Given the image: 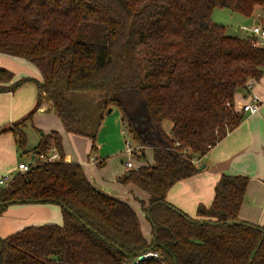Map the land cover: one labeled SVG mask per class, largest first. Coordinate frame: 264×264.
I'll return each instance as SVG.
<instances>
[{
	"label": "trees",
	"instance_id": "16d2710c",
	"mask_svg": "<svg viewBox=\"0 0 264 264\" xmlns=\"http://www.w3.org/2000/svg\"><path fill=\"white\" fill-rule=\"evenodd\" d=\"M256 6L264 10V0H0V54L27 60L41 75L16 78L0 67V92L32 83L65 131L92 141L116 103L139 156L152 149L149 165L118 178L148 194L147 205L139 200L151 223L147 240L128 202L99 190L79 162L66 160L61 133L43 132L27 147L33 110L1 127L33 158L0 186V214L13 204L58 203L62 220L0 237V264H264V226L238 217L248 176L223 173L195 217L166 200L176 181L198 171L193 158L240 124L237 94H248L264 75V46L251 34H225L212 10L251 15ZM69 93L97 100L88 107L76 102L84 96L70 100ZM52 149L59 159H39ZM147 252L157 256L137 259Z\"/></svg>",
	"mask_w": 264,
	"mask_h": 264
},
{
	"label": "crops",
	"instance_id": "0c3cea01",
	"mask_svg": "<svg viewBox=\"0 0 264 264\" xmlns=\"http://www.w3.org/2000/svg\"><path fill=\"white\" fill-rule=\"evenodd\" d=\"M0 67L6 69L11 67L16 73V78L22 76L41 78L38 69L23 58L0 54ZM25 68L29 71L27 72ZM251 94H256L260 98L257 112L250 114L244 111L245 116L240 124L229 131L200 158L199 166L204 164V168L189 177L176 181L167 191L166 200L191 217H195L198 205L211 203L214 186L223 173L246 175L248 183L238 217L241 220L264 226V75L253 82L251 92L237 94L236 108L241 110L242 104L249 100ZM32 110V118L25 128L29 149L37 144L41 133L58 131L62 135V148L66 160L79 162L83 166L87 178L95 187L106 194L128 202L137 213L136 207L128 197V189L131 186L116 181L117 177L129 169L125 166V162L128 159L133 162L134 156L131 157L125 150L126 159L123 164L118 166V169L121 168L115 171V164L110 163V160L106 161L97 154L92 155V143L83 147L82 152L75 149L72 153L66 142V137L74 141L78 140L77 144H79L82 140L81 136L75 133H73L75 136H71V132L65 131L50 99L43 91L37 90L32 83H25L15 91L0 92V128L19 120ZM28 129L37 136L30 147L28 146V143L31 142ZM77 144L75 145L77 146ZM18 153L12 134L8 131L0 133V176L15 170ZM113 154L108 155V158L116 156L115 153ZM23 155H26L28 159L33 157L30 152ZM151 162L152 149L145 148L144 155L140 157V160H134L133 164L135 166L149 165ZM141 195L145 200L137 198L138 201L142 200L144 205H147L148 194L143 191ZM138 203L140 204V202ZM61 220V208L58 203L9 205L0 214V237H5L26 225L60 223Z\"/></svg>",
	"mask_w": 264,
	"mask_h": 264
},
{
	"label": "rangeland",
	"instance_id": "374dc122",
	"mask_svg": "<svg viewBox=\"0 0 264 264\" xmlns=\"http://www.w3.org/2000/svg\"><path fill=\"white\" fill-rule=\"evenodd\" d=\"M211 18L214 22L221 24L224 27V32L227 35L231 36H238V37H244L246 35L250 34V31L248 29H251L255 25H264V10L261 6H256L254 12L251 15H244L241 13H236L233 11H230L226 8L221 7H215L212 10ZM140 58H142L145 55L144 48H139V51L137 53ZM8 70L12 71L14 74L15 71L12 70V68H8ZM25 70L28 72L29 70L25 68ZM18 71V70H17ZM81 97L76 100L77 103L79 101H82V104H87L88 107L93 106L97 99L94 97H88L90 95L87 94H79V93H69L67 97L70 100H73L75 97ZM78 108V107H77ZM79 115L81 114L85 121H87L88 115L83 114V107H80L77 109ZM83 127L86 129V131L92 132L93 127L90 125V123H85ZM125 131V132H124ZM30 143H28V146L30 147L31 144L34 143L36 140L35 133L30 131L28 129ZM71 136H75L73 133H70ZM81 136V143L77 144V141H74L73 139L66 137V142L69 145V147L72 150V153L75 151V149H79L80 152H82L84 149L83 147H87L89 144H93L94 141V147L92 148V155L97 154V156H101L106 161L110 160V163L115 164L114 170L118 171L121 167L118 166L126 159V154L124 151L126 150V140H131L130 135L126 132L125 123L122 119V109L116 104L113 103L109 107H107L104 111V116L101 121V124L99 125L95 139L92 141V139L89 136L85 135H79ZM73 142V143H72ZM77 144V146L75 145ZM90 150V147H89ZM99 151V152H98ZM111 152L115 153L116 156L112 158H108V155ZM89 153V152H88ZM114 155V154H113ZM91 156V155H90ZM18 162L19 161H31L29 160L26 155H23L22 153H18L17 155ZM121 159V162H120ZM140 160V157L134 156L133 162ZM17 162V163H18ZM16 170L12 171L10 174H13ZM121 176V175H120ZM119 177L116 178V181L121 183L118 180ZM114 181V180H112ZM124 185V183H121ZM127 185L131 186V188L128 189L129 193V201L136 207L138 218L140 222V227L143 232V235L147 240L151 239L152 232H151V223L149 219L146 217V213L143 209H141L140 204L138 203V199H144V196L141 195L143 192L139 187L135 186L132 183H126ZM139 192V193H136ZM134 195V196H132ZM131 196V197H130ZM124 197V196H123ZM127 198V197H126ZM128 199V198H127ZM139 204V205H138Z\"/></svg>",
	"mask_w": 264,
	"mask_h": 264
},
{
	"label": "built area",
	"instance_id": "2783aa9c",
	"mask_svg": "<svg viewBox=\"0 0 264 264\" xmlns=\"http://www.w3.org/2000/svg\"><path fill=\"white\" fill-rule=\"evenodd\" d=\"M248 30L250 31L251 36L254 38L253 44L258 45V46H264V25H255L251 29H248ZM252 85H253V83H251L249 85L250 92H251ZM259 106H260L259 96L256 94H251L249 97V100L242 104L241 109L245 112L252 114V113L257 112V110L259 109ZM125 144L127 147L126 152L131 157L139 156L141 154V146L140 145L133 143L132 140H126ZM175 144H176V146H179L178 142H176ZM208 148L210 149L211 146H208ZM183 152L185 153L186 149H184ZM59 158H60V155L55 149H52V151L49 154H46V155L40 154L39 155V159L44 160V161H53V160H57ZM199 161H200V158H196V157L193 158V162L196 165H199ZM30 166H31L30 162L19 161L16 164L15 170L19 171V172H25L30 168ZM125 166L127 168H136L137 167L133 164L131 159H128L125 162ZM10 173H7V174L0 176V186H5L11 180L14 173L13 174H10ZM150 255L157 256V253L147 252L144 254L145 257H148Z\"/></svg>",
	"mask_w": 264,
	"mask_h": 264
},
{
	"label": "water",
	"instance_id": "95a60500",
	"mask_svg": "<svg viewBox=\"0 0 264 264\" xmlns=\"http://www.w3.org/2000/svg\"><path fill=\"white\" fill-rule=\"evenodd\" d=\"M32 158H33V157H32ZM204 166H205V165L202 164V166H199L198 170H201L202 168H204ZM228 222L231 223L232 221L229 220ZM236 222H241V220H236ZM144 258H145L144 254H140V255L137 256V259H138V260H141V259H144Z\"/></svg>",
	"mask_w": 264,
	"mask_h": 264
}]
</instances>
